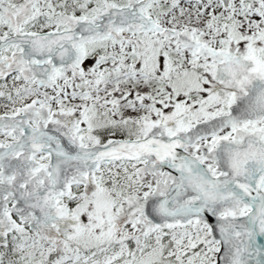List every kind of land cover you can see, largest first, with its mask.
I'll use <instances>...</instances> for the list:
<instances>
[{"label":"snow or ice","instance_id":"obj_1","mask_svg":"<svg viewBox=\"0 0 264 264\" xmlns=\"http://www.w3.org/2000/svg\"><path fill=\"white\" fill-rule=\"evenodd\" d=\"M0 264H264V0H0Z\"/></svg>","mask_w":264,"mask_h":264}]
</instances>
